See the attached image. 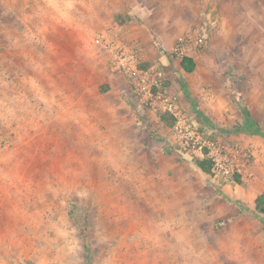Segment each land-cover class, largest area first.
Instances as JSON below:
<instances>
[{"label": "rangeland", "instance_id": "1", "mask_svg": "<svg viewBox=\"0 0 264 264\" xmlns=\"http://www.w3.org/2000/svg\"><path fill=\"white\" fill-rule=\"evenodd\" d=\"M131 1L0 0V264H264L246 199L264 189V137L235 129L245 107L264 132V0H228L223 30L216 0ZM132 17L146 43L121 40ZM161 30L197 36L191 73L182 34L163 46ZM111 31L159 74L171 125L111 69ZM183 126L249 148L241 182L193 167Z\"/></svg>", "mask_w": 264, "mask_h": 264}, {"label": "built area", "instance_id": "2", "mask_svg": "<svg viewBox=\"0 0 264 264\" xmlns=\"http://www.w3.org/2000/svg\"><path fill=\"white\" fill-rule=\"evenodd\" d=\"M113 35L100 34L99 43L108 53L109 65L112 70L125 75L132 87L134 101L146 108L175 115L173 103L161 90V79L152 67H142L139 64L137 50L130 51L118 41L117 32ZM200 45L197 36L187 31L183 33L176 44L174 52L188 55L189 52ZM181 143L184 149L197 151L211 158L212 171L225 181L233 178L235 173L241 175L247 172L251 162V151L245 146L230 147L219 139L202 138L193 129L183 126L179 129Z\"/></svg>", "mask_w": 264, "mask_h": 264}, {"label": "crops", "instance_id": "3", "mask_svg": "<svg viewBox=\"0 0 264 264\" xmlns=\"http://www.w3.org/2000/svg\"><path fill=\"white\" fill-rule=\"evenodd\" d=\"M178 0H156L155 2L157 3V4H170V3H173V2H177ZM138 1L136 0V1H134V0H132L131 2H130V4H136ZM228 3H230V1H228V0H219V1H215V5H217V8L219 9V11H218V13L217 14H215L216 15V17H217V20H218V28H221V30H223V29H226V27H225V24H224V15H225V12L227 11V5L226 4H228ZM213 10H214V8L212 7L211 8V11H210V13L208 14V18H209V26L211 27L210 28V31H211V29H212V27L214 26L213 24H214V22H215V20H213V19H216V18H214L215 16H214V14H213ZM147 11V10H146ZM145 11V9H143L141 12H146ZM147 14V13H146ZM147 17H149V15L147 16ZM146 17V18H147ZM143 25H141V22H139V21H137V19L136 18H131L129 21H128V24H126V25H123V26H120L121 28H118V30H120V31H122V29H124V30H126L125 28H127L128 29V32L125 34V36H124V38H123V36L121 37L120 36V38H121V40L124 42V41H126L127 39H134V38H136V37H139V39H141L144 43H146V41H147V36H146V30L145 29H143V27H142ZM164 28V27H163ZM215 30V29H214ZM217 30V29H216ZM220 30V31H221ZM213 31V30H212ZM158 34L161 36V43H162V45L163 46H171L172 44H173V42H174V40H176L175 39V37H177V36H180L182 33H180L179 31H175L174 32V37H173V39H171V38H169V37H167V35H166V31H164V30H161L160 32H158ZM178 39V38H177ZM211 45H212V47L216 50L217 48H218V46L219 47H222V46H220V45H218L216 42H215V40L213 39V40H211ZM215 50H212L211 51V58L213 59V56H214V53H215ZM196 53V50H191L190 52H189V54L187 55V56H189V57H191L192 59H193V61H194V63H196L195 62V60H194V58H193V55ZM195 68V67H194ZM259 180V179H258ZM254 185H256V187L258 188V182L256 181V182H254L253 183ZM264 191V189H262V190H260V191H258L256 194H254L252 197H251V195H247V197H246V199L248 200V201H252L253 202V204H254V199H255V197L257 196V194H259V193H261V192H263ZM245 199V200H246ZM246 200V201H247Z\"/></svg>", "mask_w": 264, "mask_h": 264}, {"label": "trees", "instance_id": "4", "mask_svg": "<svg viewBox=\"0 0 264 264\" xmlns=\"http://www.w3.org/2000/svg\"><path fill=\"white\" fill-rule=\"evenodd\" d=\"M179 64H180V67L186 73H191L195 67V63L193 59L187 55H183L181 57ZM242 113H243L244 121L241 124V126H238L235 129L239 131L247 132L250 134H259L262 137H264V132L261 131L259 125L250 118L249 112L245 107H243ZM159 118L165 123H169L170 125L172 124L173 117L169 115L168 113H160ZM191 164L193 167H195L196 169H199L200 171L206 174H209L211 172L212 166H213L211 158L207 157V155L205 154L202 157L193 158V161ZM233 178L236 182H241L240 175L238 173H235L233 175ZM229 201L237 203L238 204L237 208L240 212L244 211V207L239 205L238 200H229ZM254 211L258 215L264 214V191L257 194V196L255 197Z\"/></svg>", "mask_w": 264, "mask_h": 264}]
</instances>
